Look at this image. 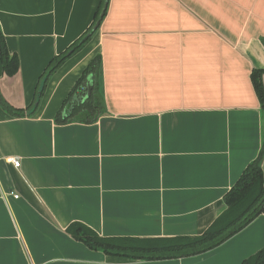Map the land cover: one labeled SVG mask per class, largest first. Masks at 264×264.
Wrapping results in <instances>:
<instances>
[{
  "label": "crops",
  "instance_id": "1",
  "mask_svg": "<svg viewBox=\"0 0 264 264\" xmlns=\"http://www.w3.org/2000/svg\"><path fill=\"white\" fill-rule=\"evenodd\" d=\"M99 2L0 0V33L19 63L7 76L0 62V98L29 108L48 63L86 32ZM96 56L106 112L57 124ZM253 70H264V0H108L31 116L0 107V264H241L263 249L262 215L210 251L162 261L110 257L66 232L77 223L101 238L203 234L261 149ZM261 168L264 178V158Z\"/></svg>",
  "mask_w": 264,
  "mask_h": 264
},
{
  "label": "trees",
  "instance_id": "2",
  "mask_svg": "<svg viewBox=\"0 0 264 264\" xmlns=\"http://www.w3.org/2000/svg\"><path fill=\"white\" fill-rule=\"evenodd\" d=\"M104 2L105 0H100L93 22L86 32L69 46L65 52L54 57L48 63L41 75L37 90L43 79H45L46 82L68 58L78 53L92 39L100 27L99 26L94 32H91L92 27L98 20ZM100 60L99 56L94 57L83 71L63 103V109H67L65 117H63L62 110L56 115L55 122L57 124L72 122L93 124L100 116L104 115L106 110L99 85ZM0 62L3 74L7 76H13L16 74L19 68L17 56L9 54L1 33ZM263 75L264 70H253L250 79L259 101L260 111L264 120ZM88 78L91 79V91L89 96L83 100L81 98L86 92L85 85ZM36 94L31 106L25 109V111L10 107L1 98L0 107L12 117L18 118L26 115L31 116L36 110L35 109L31 112V108L36 100ZM74 100L79 102H74ZM263 158L264 125L262 145L257 158L246 166L234 186H232V188L224 195L223 202L225 204V210L200 236L147 240L101 238L91 229L77 223L71 224L66 229V232L74 240L83 243L88 249L101 251L110 257L138 261H162L203 254L220 246L222 243L243 230L257 216L261 215L264 206V178L261 168ZM241 264H264V248L243 260Z\"/></svg>",
  "mask_w": 264,
  "mask_h": 264
},
{
  "label": "water",
  "instance_id": "3",
  "mask_svg": "<svg viewBox=\"0 0 264 264\" xmlns=\"http://www.w3.org/2000/svg\"><path fill=\"white\" fill-rule=\"evenodd\" d=\"M107 6H108V0H105L104 5H103V7H102V9L100 11L98 20L96 21V23L92 27L91 32H94L100 26V23L103 20V17L105 15L106 10H107ZM44 83H45V79H43L41 81L40 85H39V88H38L37 94H36V100H35L32 108H31V112H33L37 108V105H38L39 100H40L39 98H40V96L42 94ZM85 86H86V92H85L84 96L81 98L83 100L89 96L90 91H91V79L90 78H88L87 83H86Z\"/></svg>",
  "mask_w": 264,
  "mask_h": 264
},
{
  "label": "built area",
  "instance_id": "4",
  "mask_svg": "<svg viewBox=\"0 0 264 264\" xmlns=\"http://www.w3.org/2000/svg\"><path fill=\"white\" fill-rule=\"evenodd\" d=\"M8 162L12 163L15 168L19 167V162L17 160L11 159V160H8ZM12 196L14 198H18V196L15 194H12ZM261 215L264 216V206H263V211H262Z\"/></svg>",
  "mask_w": 264,
  "mask_h": 264
}]
</instances>
